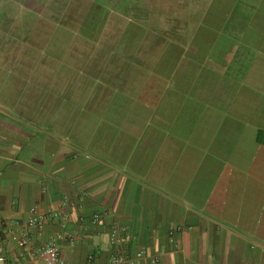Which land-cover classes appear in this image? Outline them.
<instances>
[{"label": "crops", "instance_id": "crops-1", "mask_svg": "<svg viewBox=\"0 0 264 264\" xmlns=\"http://www.w3.org/2000/svg\"><path fill=\"white\" fill-rule=\"evenodd\" d=\"M258 131L264 0H0L5 264H264Z\"/></svg>", "mask_w": 264, "mask_h": 264}, {"label": "built area", "instance_id": "built-area-1", "mask_svg": "<svg viewBox=\"0 0 264 264\" xmlns=\"http://www.w3.org/2000/svg\"><path fill=\"white\" fill-rule=\"evenodd\" d=\"M55 215V214H52ZM96 221V218H93V222ZM6 232L11 233L12 228L16 223L12 222H4L3 223ZM22 234L20 239L18 240V246L22 249L27 248L26 252L20 251L18 257L19 259L16 264H28L25 262L23 257L27 254V256L35 257L36 260H40L44 264H64L62 258L60 257L58 248L54 242V240H48L44 243H41L38 246L33 245V238L35 236H40L43 231V224L40 217L36 216L34 212H31L30 217L25 222L23 229L21 230ZM124 230L113 227L109 233L108 242L110 246L114 249L120 245V235L123 234ZM65 238L71 240L69 234H65ZM143 251H139L136 256L141 257L143 255ZM157 261V258H152L151 262L154 263ZM6 259L5 256L0 252V264H5ZM91 262V256L88 258V264ZM120 262V257L117 254L112 255L111 263L116 264Z\"/></svg>", "mask_w": 264, "mask_h": 264}, {"label": "rangeland", "instance_id": "rangeland-1", "mask_svg": "<svg viewBox=\"0 0 264 264\" xmlns=\"http://www.w3.org/2000/svg\"><path fill=\"white\" fill-rule=\"evenodd\" d=\"M63 12H66V13L70 12V5L68 3L63 6ZM27 14H29V13H27ZM25 17L26 18H31V19H36V17L33 16V14L27 15ZM32 23H33L32 25L35 24L34 21ZM62 23L64 25L63 26L64 28H69L70 27V21L69 20H64ZM48 28H51V27H48ZM64 28H58V29H56L54 31L52 36L48 38L49 44H51L50 41H52L53 43L60 42V44H62V46L67 45L68 41H70L71 38H69V36H66V34L64 33L65 32Z\"/></svg>", "mask_w": 264, "mask_h": 264}, {"label": "trees", "instance_id": "trees-1", "mask_svg": "<svg viewBox=\"0 0 264 264\" xmlns=\"http://www.w3.org/2000/svg\"><path fill=\"white\" fill-rule=\"evenodd\" d=\"M256 141L258 143L264 144V132L263 131H258L256 134Z\"/></svg>", "mask_w": 264, "mask_h": 264}]
</instances>
